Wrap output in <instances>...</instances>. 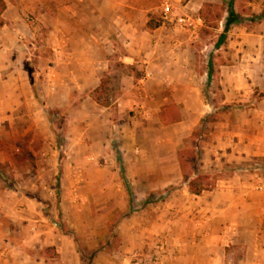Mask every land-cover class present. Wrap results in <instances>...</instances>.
Wrapping results in <instances>:
<instances>
[{"label": "rangeland", "instance_id": "1", "mask_svg": "<svg viewBox=\"0 0 264 264\" xmlns=\"http://www.w3.org/2000/svg\"><path fill=\"white\" fill-rule=\"evenodd\" d=\"M5 1L0 18V252L8 249L23 255L28 249L35 252L42 247L39 251L55 256L58 253L51 242L62 239L72 243L80 264H91L97 253L114 255L121 245L131 257L134 252H151L158 239L165 240L163 230H151L155 224H164L166 192L196 175L215 184L236 172L252 177L253 189L264 191V179L257 180L264 178V155L248 160L237 157L247 150L243 134L259 130L239 127L243 117L238 110L254 106L264 94L263 53L259 52L257 60L250 59L254 65L247 79L254 84L252 98L246 103L222 102L217 67L236 58L227 54L232 47L229 37L232 40L233 35L239 37L253 27L263 34L264 20L232 24L223 43L215 46L226 16L222 7L231 4L248 19L252 13L264 11V0H174L172 14L185 18L181 24L161 17V0ZM203 3L221 7L222 19L216 28L203 25L198 14ZM116 12L128 18L125 24L130 22L136 28L142 60L153 56L149 52L157 37L169 39L166 35L174 32L175 39L183 40V34H178L187 29V43L180 44L175 61H182L186 69L197 65L203 78L186 90L182 84L157 83V73L152 71L147 83L135 85L139 90L137 112L119 118L121 127L109 132V121L117 117L92 102L89 89L94 82L70 61L75 60L72 47L85 39L79 30L109 28ZM149 19L160 22L157 33L147 28ZM177 29L180 31L175 32ZM78 54V61L84 63V54ZM208 57L216 65L209 77ZM178 65L172 68L174 77L182 74L184 67ZM28 68L52 109L51 120L34 95ZM107 77L104 97L113 108L122 90L118 79ZM84 80L88 83H82ZM241 80L238 89L244 92L247 87L248 91L243 76ZM153 94L156 97L150 100ZM196 95L208 104L203 115L198 114L201 102ZM164 96L166 103L178 107V119L171 123L160 118ZM184 103L190 104L188 110ZM55 134L60 136L61 146ZM112 173L123 192L119 196L113 195ZM257 217L264 219V212L252 215Z\"/></svg>", "mask_w": 264, "mask_h": 264}, {"label": "crops", "instance_id": "2", "mask_svg": "<svg viewBox=\"0 0 264 264\" xmlns=\"http://www.w3.org/2000/svg\"><path fill=\"white\" fill-rule=\"evenodd\" d=\"M83 1L85 4L88 3L87 0ZM111 19L115 23H111L109 28L105 27L100 31L95 29L90 32L79 30V35L85 39L81 38L80 44L72 47L71 51L74 52L72 57L75 60L74 62L70 61L71 66L78 70H84L85 78H90V82H94L89 92L99 85L103 77L109 79L107 77L109 76L113 80L118 79L122 94L113 102L116 104L113 108L110 103L107 106L99 105L91 96L92 102L102 108L101 110H108L107 114L117 117L116 120L109 121V132L112 131V128L114 131H118L121 127L119 118L125 115L129 116L132 111L137 112L139 90L135 85L139 81L147 83V78L152 71L157 73V83L182 84L186 90L191 87L193 81L198 84V80L203 78L197 65L194 64L192 69H186L182 61H175L177 53L182 47L180 44L187 43L185 40L187 29H184L182 33L178 29L175 31H180L178 35L183 34V40L179 37L175 39L172 35L176 34L174 32L166 35L169 39L157 37L159 39L156 40V44L149 52L153 56L150 59L142 60L139 57L141 51L138 48V35H136V28L133 24L130 22L125 24L128 18L119 12H116ZM159 28L152 29V32L157 33ZM238 36L234 37L233 35L232 40L231 36L229 37L232 47L227 51L228 56L236 58L217 66L220 73L218 81L223 85V103H246L251 100L253 95L251 86L254 81H249L247 76L249 75L248 70L251 65H254V62L252 63L250 59L257 60L259 52H262L264 56V33L261 34L257 27ZM171 38L174 39V43ZM170 40L172 43L169 42ZM94 52L98 53V56H95ZM78 53L84 54V63L78 61ZM178 64L184 68L180 70L181 76L174 77L175 73L172 68H177ZM214 66L216 65L208 57L206 75ZM262 66L264 71V65L262 64ZM241 76L248 83V91L247 87L244 92L238 89L242 84ZM82 83L86 84L88 81L84 80ZM84 84L78 86L83 88ZM146 93L148 94V91ZM196 96L201 102L198 114L203 115L208 112L206 108L208 104L202 100V96ZM155 97L153 94L149 99L153 100ZM166 99L167 96L162 97V102L159 104L162 105L160 113L162 107L168 104ZM257 101L252 107L244 106L238 110L239 116L243 117L239 127L254 128L256 126V129H259L256 132L252 129V133L243 134L241 139L247 150L244 155L240 153L237 156L243 160L253 158L255 155H264V94ZM174 105L175 108H178L176 103ZM189 107V103H184V110H188ZM112 177L115 178L116 187L113 195L119 196L123 192L119 187L118 177L115 173H112ZM263 179L260 176L257 180ZM188 181L186 180L180 186L166 192L163 205L164 224L158 227L155 224L151 230L153 231L154 227L157 228L154 232L163 230L167 243V252L162 258L161 264H226L227 262L228 264H264V219L261 217L252 218L253 214L260 215L264 212V191L253 189L254 179L248 176H239L233 172L226 177L219 178L212 189L202 190L199 194L189 192ZM170 182L173 183V181ZM135 235L138 234L135 233ZM139 235L143 236V233H139ZM127 241L128 239L125 237L122 244L125 245ZM51 244L56 246L58 254L55 256H48L39 251V249L42 250V247L36 248L35 252L28 249L27 253L23 255L11 254L10 250L3 249L0 252V264H80L81 258H77L69 240L56 239ZM121 246L111 256L97 253L91 264H130V255L125 254L124 246L122 248ZM31 247L35 248L33 245ZM67 251L69 253H66ZM147 252L150 253V250L148 249ZM67 254H70L71 257L68 258Z\"/></svg>", "mask_w": 264, "mask_h": 264}, {"label": "trees", "instance_id": "3", "mask_svg": "<svg viewBox=\"0 0 264 264\" xmlns=\"http://www.w3.org/2000/svg\"><path fill=\"white\" fill-rule=\"evenodd\" d=\"M5 8H6L5 0H0V18ZM220 8L221 7H217L216 5L211 3H203L202 7L198 11V14L205 27L216 28L218 26L219 21L222 19V12L219 11ZM222 8H223V12L224 11L226 12V16L222 20L223 28L221 33H219L218 35L217 41L215 42L216 47H219L223 43V41L226 38V34L232 24L241 23L242 21L245 20H249L252 22L264 20V11H261L259 13H252L250 17L247 19L242 17L240 14H238L234 10L231 4H229L226 8L224 7ZM146 25L147 28L154 29L160 26V22L149 19ZM27 70L29 72V78L34 95L37 101L43 107L45 115L48 118V120H51L52 109L49 107V105L45 103L41 95L39 84L35 79L32 69L28 68ZM209 76L210 75L208 73V77ZM108 82H109L108 79L106 77H103L99 85L96 88H94L91 92L92 99L96 103L102 106H107L109 104L108 99L104 97V95L106 94V85L108 84ZM160 118L163 123H171L178 119V112L175 110L174 103H168L162 107ZM55 138L57 144L61 146L62 143L60 136L55 134ZM214 185H215L214 182L208 181L207 177L203 175H196L190 178L187 183L189 192L193 194H199L202 190H210L214 187Z\"/></svg>", "mask_w": 264, "mask_h": 264}, {"label": "built area", "instance_id": "4", "mask_svg": "<svg viewBox=\"0 0 264 264\" xmlns=\"http://www.w3.org/2000/svg\"><path fill=\"white\" fill-rule=\"evenodd\" d=\"M174 0H161L160 2V12L161 17L168 21L181 24L185 22V18L174 17L172 14V5ZM261 188V186L259 187ZM167 252V243L164 239H158L154 245V249L150 253L143 252H134L130 257V264H161L162 258L165 256Z\"/></svg>", "mask_w": 264, "mask_h": 264}]
</instances>
